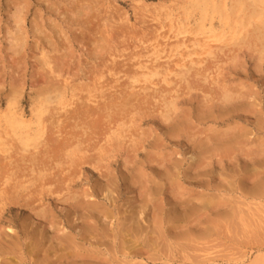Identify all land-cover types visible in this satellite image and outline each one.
I'll return each instance as SVG.
<instances>
[{"label": "bare ground", "instance_id": "6f19581e", "mask_svg": "<svg viewBox=\"0 0 264 264\" xmlns=\"http://www.w3.org/2000/svg\"><path fill=\"white\" fill-rule=\"evenodd\" d=\"M140 1L142 2V0ZM22 3L19 7L22 6ZM166 4H168V1L165 3L161 1L160 5H154L152 7V12L147 9L148 6H143L144 10L141 11L150 14L148 19L156 23V25H154L155 28L149 30L147 35L144 34L145 31H141L143 33L138 35L136 39L137 43L131 47L132 51L130 48H126L125 50H121V52L118 53L119 55L117 54L118 58H123L124 61L126 59L131 63L130 66L128 63L126 64V62L124 63L125 66L128 65L127 67L130 68L127 70H118L123 65L120 63L122 61L120 59H115L117 57L116 54H110L112 59H115L116 62H120L117 63L112 70H109V74L107 72L108 77H114L118 74L122 75L121 78L117 77V79L111 80L109 83L115 85L113 88H115L117 95L120 94L123 98L126 97L127 99L125 100H128L129 97L131 99L127 102H122V99L121 105L112 104L114 106L110 109H112L111 111L114 116L112 115V119L104 123L107 126L106 131L103 134L100 133L101 136L97 138V141L95 140L96 143H93V145L91 144L92 146L88 145L85 141H80L79 139L74 140L76 135L74 138L71 135L70 137L68 136L69 138L66 137L65 133H61L62 130L59 124L61 121L60 118L63 115H67L70 109L77 110L76 107L79 104H93L96 105L97 108L103 106L100 104L102 102H97L100 96L96 97L88 93L85 99L84 97H82L83 99L78 97L76 93H74V90H76L73 88L74 86H72L68 78L61 75L59 68L56 66L57 64L50 61L51 59L48 58L47 52H44V48V50L42 49V51H40L42 60L40 65L46 67L47 76H50L49 79L52 78V80H50V84H52L50 86L47 85V88H45V86V90L41 89L42 91L36 92L34 96L29 97L30 105L28 111L22 105L23 89L21 86H16V84H20L17 82L21 79H18L16 83L13 82L15 85H12L15 87L12 86L3 99L0 96V155L1 158L8 161V164L5 163L6 165L1 164L0 166V264H109L112 259L109 261V259H106V255L110 256V252L113 254V259H116L119 264H146L143 259L145 256H149L148 252L152 251L150 248L153 249L155 253L152 254L154 258L149 257L150 262L167 259L166 254L162 256L163 259H160L161 257L158 258L161 256L160 254H162L161 250L163 248L160 243V246L158 245V242L157 245L159 248L157 245L156 248L154 247L155 242H153V236L156 234L158 238H161L159 241H161V243L163 241V245H165L163 247L167 248L166 250L163 249V251H167V253L169 252L168 254L172 255V249L174 248H172V246L175 245H172V243L174 241L182 239L185 240L183 241L184 244V242L190 241L188 240L192 237L190 233L195 238L203 234L206 235V238L211 233L215 235V232L218 231L216 229L219 227L222 228L220 225H222L221 223L223 222H226V226L237 227L239 231H248L255 228L260 230L263 229L264 231V212H261V209H259L261 206L257 207L255 204L256 202H253L255 201L253 198L261 196L260 194L262 193L264 195V142L260 140L261 143H254L255 148L253 151V148L250 147L252 148L250 149V156L252 155L251 160H254L253 156H256L259 161L257 163L252 160L256 163L250 166L248 165V177L242 176L243 178L240 179V181L239 179L236 180L239 181L238 185H241V187L242 184H245L244 188L247 186V197L250 199L251 196L254 204L245 203L247 201H244V199V203L241 199H236L233 201L242 202L239 206L245 209L242 208L244 209L242 210L240 207H237L233 210L231 208L232 211L229 212L226 211V209L224 210L223 207H220V204L216 205L217 207L215 206L213 202H215V199L218 200L215 196L210 200L207 199L204 201H202L201 198L196 202L198 203L200 201L199 204H193V202L191 204L192 199L187 201V198H189V196L187 197V194H185L187 191L178 184L177 181H173V179H178L177 177L179 174L170 172L179 170V162L176 161L171 154L163 158L162 154L164 155V153L162 151L164 149L161 150L160 145L156 144L162 141L159 140L160 142H154L144 139L147 133L145 134V132H143L141 125L143 118L154 114L164 125L163 135H167L171 138H179L180 135H182L181 137L185 138L184 140H186L185 142L187 143L185 155L189 156L188 160L190 162H188V165L194 172L212 166L209 154L219 156V152L222 150L229 149L233 151L244 145L247 146V139L252 136V132L249 134L247 132L251 130L245 131V129L240 127V124L238 126L236 122H233V119H231L232 115L235 113L237 114V112L244 113L245 111L246 113L248 109L245 106L246 102L245 104L239 102L243 100L245 96L236 89L232 90V87V89H230L228 87L229 85L227 86L228 83L226 84L224 81L226 77L224 76L225 78L223 79L224 68L222 65L224 66L225 63L232 64L238 61V57L234 53V51L236 52L234 47L238 49L253 46L257 52L258 62H264V0H169V4ZM143 17L145 18V16ZM119 20L120 22H129L126 15H124V17H119ZM23 21L24 20L20 17L16 16L15 24H13L16 25L17 33L21 32ZM8 40L10 49H13L12 53L17 54L22 51L24 46L22 35L16 34L10 36ZM127 50L130 51L127 52ZM126 52L128 54H126ZM65 55L66 57L68 56L67 53ZM223 57L225 58L224 62L222 61ZM102 58L101 56V59ZM61 64L62 63H60V65ZM103 64L102 66H104ZM111 64H113V62ZM118 64L121 67H118ZM98 65L100 64L98 63ZM102 66L98 67L102 68ZM108 68L110 69V67ZM105 71L106 70H104V72ZM103 75H105V73ZM122 78L124 80L123 84L120 83V79ZM190 79L200 82V87L203 88L204 86L208 88L206 91L202 90L203 103L204 106L206 105L205 108H212L215 104H218L216 108L220 109L219 112L221 111L219 114L221 118V128H218L219 126L216 125L217 122L214 120L215 123H213V126L216 125L214 126L215 128L212 126L206 128L205 126V130H203L204 127H200L196 119L192 121L189 116L186 117L180 113L181 110L178 100L180 98L179 92L182 91V84L187 88L186 94L194 90L192 89L193 85L190 83ZM92 80L90 79V82ZM108 81H110V79H108ZM93 82L94 81H92V83ZM95 83L96 80L94 84ZM117 83H119V86L116 85ZM109 86L111 88V85ZM105 87H107V85ZM118 87L119 89H117ZM179 88L181 89L179 90ZM100 89L103 90L104 87ZM95 90L97 91V89ZM102 97L103 96H101V98ZM138 97L142 98L140 100L141 102L136 99ZM105 104L104 108L107 107L106 109L109 110L108 105ZM248 104L249 103L246 105ZM144 105L148 108H145ZM210 105L212 106L210 107ZM149 110L152 111L148 113ZM210 112L211 111L208 113ZM247 113H249L248 110ZM70 115L69 113V116ZM105 117L110 118L111 115L107 114ZM212 119L214 118L212 117ZM202 120L200 119V121ZM216 120H218V118ZM61 122H64V120ZM49 126L51 127L49 128ZM224 126L226 128L222 130ZM65 128H67V126ZM258 131H261V129H258ZM210 133L212 135H210ZM245 133L248 134L247 139L244 138ZM61 135L65 136L66 139L65 137H61ZM50 136L55 137L51 138ZM88 136L89 135H87V137ZM62 138L64 139L61 140ZM155 138L156 137H154V140ZM162 140L164 141V139ZM51 144L56 146L53 147ZM56 149L61 154L56 157L49 156L51 152L52 155L56 154L54 152ZM123 150H125L127 154V159L125 158L126 161L124 163L125 170H129L128 172L130 173L129 176L128 174L122 175L123 187L125 190L128 187L136 188L134 191H129L130 194H136L132 197V202L129 205L131 212L128 216L126 214L125 219H123L124 217L119 213L116 214L120 215L122 219L105 208L98 209L100 205L97 203L98 207H96V202L84 201V198L82 199L83 196L85 198H91L93 195H91V193L79 195L73 190L74 186H72L74 178L76 177V179H79L84 171L83 167L88 166L91 171L97 173L96 175H98V177H101L98 188L102 196L110 200L112 196L114 197V193H116L115 188L119 184H117V178L110 174L112 171H110L111 165L109 161L112 159L114 160L116 154H120ZM225 152L227 154V151ZM140 153H143V156H141L142 158H140ZM240 153L242 154V152ZM159 154H161L162 157L159 156ZM46 155L52 158L53 164L61 160L62 167L60 166L61 164L59 165V161L57 164L53 165V167L57 165L56 169L58 171L60 170L59 175L64 174L63 177L61 176L62 179L60 177V179L55 177L57 174L53 173V167L50 168L45 165L48 161L50 163L52 162L50 159L46 163L44 162L45 157L48 159ZM14 157H19L18 159H20L21 162L23 161L25 165L22 166L20 163L19 165L17 163L19 161H14ZM17 158L15 160H17ZM168 158L172 161L170 162L171 164L169 163V168L164 167V169L161 170L156 167L157 165L158 167L160 165L164 166V163L167 162L165 159ZM230 160L232 161V159ZM222 162L221 159L218 161L221 165L223 164ZM50 165H52V163ZM155 169L157 171H155ZM148 171H152L156 176H159L157 178H160L158 181L160 180L161 182L153 180L151 182L147 173ZM181 171L183 172V170ZM192 171H190V173ZM260 173L263 175L260 176ZM181 175H183V173ZM191 176L192 175L189 177ZM193 176L190 178L191 181ZM258 180L260 181L257 182ZM166 181L169 182V187H173V192L175 193L173 194L174 196L170 194V198L173 200L167 203V212L164 210L165 205H156L157 195L160 194L159 197H161L160 190L163 188ZM209 184L211 186V183ZM248 185H250V188L255 186L256 188L249 191ZM189 187H191V185ZM204 187L203 185V188ZM219 188L222 190L224 189L222 185L221 187L219 186ZM170 192L173 193L172 191ZM219 194V196H221L222 193ZM258 194L259 196H257ZM242 195H244V193L241 194V196ZM192 196L194 195L192 194ZM49 197L55 198L57 202L62 205L63 210H67L65 213H67V218L71 222V227H68L69 231H66L61 221L55 222L54 216L49 210ZM231 205H233V203H231ZM12 206H19L20 208L17 207L18 210L23 208V211L25 213L27 211L28 213L26 219L20 220L22 224L19 228L16 227L12 221H6L7 225L3 227L4 214L8 209H11ZM229 207L230 206H228V208ZM142 216H144V218ZM75 218L76 220H74ZM204 221H206L208 225L204 226ZM49 228H52V230L49 231ZM147 229L149 230L147 231ZM208 230L209 232L211 231V233L207 235ZM212 230H215V232ZM218 233H216V235H218ZM205 235L203 236L205 237ZM105 239L109 240L111 251L105 249V251L102 252L99 249L103 246V241ZM151 242L153 243L152 245H150ZM208 243H211V241ZM184 245L186 246V244ZM160 247L162 249H160ZM182 247L177 246L178 250L176 251H179V249L183 251L184 248ZM192 247L190 246L189 249ZM195 247L197 248L196 245H194V248ZM200 251L202 252V258H199L200 261L198 263H194L195 260L193 261L192 258L190 261L193 264H251L248 262V259L247 261H239L236 260V258L232 259V261H228V263L223 261L220 262L221 259L217 261L211 256L208 257L210 255L208 253L209 251H206L204 247ZM260 251L264 254V249L259 250V252ZM194 252H191V254ZM183 253L185 252L183 251ZM186 255L187 254L184 256ZM155 256L157 258H155ZM121 257L122 259H120ZM243 257L246 258V255ZM186 258H191V256ZM230 258H232V256ZM168 259L171 260L169 257ZM255 259L256 257L250 260L253 262ZM254 262L257 263L256 261ZM114 263L116 264V262ZM165 263L167 264L169 261Z\"/></svg>", "mask_w": 264, "mask_h": 264}, {"label": "rangeland", "instance_id": "374dc122", "mask_svg": "<svg viewBox=\"0 0 264 264\" xmlns=\"http://www.w3.org/2000/svg\"><path fill=\"white\" fill-rule=\"evenodd\" d=\"M161 1H163V3L168 1V4H169V0H142V2L140 0H138V1L137 0H0V96L3 99V97L9 92L8 90L12 86L15 85L14 83H16V81H18V79H21L17 82L20 84H16V86L17 87L21 86L23 89L22 105L28 111L29 105H30V98L29 97L34 96L36 92L45 90V88H47V85L50 86L52 84V83L50 84V80H52V78L49 79L50 76L49 75L47 76L46 67L44 65H40L41 61H42L41 57H40V51H42V49L44 48L45 50L44 49L43 50H44V52H47L46 54H47L48 58L51 59L50 61L52 63L57 64L56 66L59 68L61 75H63V77H65V78H68V80L71 82L72 86H74L73 88L76 89V90H74V93H76V95L78 97H80L81 99H83L82 97H84V99H85V97L88 95V93L91 95H95L96 97L100 96V97H98L97 102H99V103L102 102V103H100L101 105H103V106H100L101 108L100 107L97 108L96 105H93V104H87V103H82V105L79 104L76 107L78 111L76 109H75L76 111L70 109L68 112L71 115L69 116V113L65 116L63 115L60 118V120L61 121L64 120L65 123L60 121V124H59L60 128L62 130V131L60 130L61 133L62 134L65 133L66 137H68V136L70 137V135H71L74 138V136L76 135V137H75L76 139L74 138V140L79 139L80 141H85L86 143H88V145L92 146L93 143H96L97 138H99L101 136V134H103L106 131L107 126L104 123H107V121L111 120L112 117L114 116L113 112L111 111L112 109H110V108H112V106H114V105H121L122 102H127L129 99H131L129 97L128 100H125V99H127L126 97L123 98V96H121L120 94L117 95V93L115 92V88H113L115 85H113L109 82H111V80L117 79V77L121 78L122 74L121 75L118 74L117 76H114V77L113 76L108 77L109 70H112L116 66V64L120 62V61L116 62L115 59L116 60L120 59L123 62V63L120 62L121 65L123 64L122 67L119 66V64H118V67H121V68H119V69L116 68V69H118V70L126 69L127 70L128 68H130L127 66L128 65L130 66L131 63L126 59L124 61L123 58H118V55H119L118 53L121 52V50H123V49L125 50L126 48H130V50L132 51L131 47H132V45H135L137 43L136 39L138 38V35L140 33H143L141 31H145L144 34L147 35L150 29L152 30L153 28H155L154 25H156V23H153L150 21V19H148L150 14L144 13L141 10H144L143 6H148L147 9H149L152 12V9H153L152 7L154 5L155 6L160 5ZM21 3H22V6L19 7V5H21ZM168 4H166V5H168ZM17 6H18V8H17ZM138 6H139V8H138ZM140 7H142V8H140ZM124 15H126V18L129 20V22H125V21L120 22L119 17H124ZM16 16H18L22 20H24L23 24L21 25V28H22L21 32H19V33H17L16 25H14ZM143 16H145V18ZM37 26H38V28H37ZM16 34L22 35V37L24 39V46H23L22 51H20V53L14 54V53H12L13 49L12 50L10 49V44L8 42L9 41L8 39L10 38V36H13ZM101 42H103V43H101ZM62 48L65 50H63ZM234 49L236 50V52L234 51V53L237 55L238 61H236V63L235 62H233L232 64L231 63H228V64L225 63L224 66L222 65V67L224 68L223 79L226 77V79H224V81L226 82V84L228 83L227 86L229 85L228 87L230 89H232V88H233L232 90L236 89L237 91H239V93L244 94V96H245V98L243 99L244 101L240 100L239 102H243L244 104H245V102H246V104L249 103L248 104L249 106L245 104L246 108H248L247 110L249 111V113H247V110H246V113L249 114L252 118L249 115H247L245 113V111H244V113L243 112H240V113L237 112V114L235 113L231 117V119H233V122L235 121L238 126L240 124V127L245 129V131L251 130L250 132H247L248 134L252 132V134H251L252 136L249 137L250 139L249 138L247 139V137H248L247 133H245V135H244V138L247 139V142H246L247 146L244 145L245 147L244 146L240 147V148L237 147L238 149H235L233 151L229 150V149L228 150H222V151L220 150L221 152H219V156L209 154L211 161H212V166H210L209 168H206V169L196 170L194 172V170L192 171V169L189 168V165H188V162H190L188 160L189 156L185 155L186 150H187V148H186L187 143L185 142L186 140H184L185 138L181 137L182 135H180L179 138H176V137L171 138L167 135L166 136L163 135L164 134V130H163L164 125H163V123H161L160 119L156 118V116H154V114H152V113H151L152 114L151 116L149 115V116L143 118L141 125H142L143 132H145V134L147 133L145 135L144 139H148L147 141H154V142L162 141V142L156 143V144L160 145L161 150L164 149L162 151L164 153V155L162 154L163 158L165 156L167 157L168 154H171V156L173 155L174 157L173 156L172 157L174 159H176V161L179 162V166H178L179 170L178 171L173 170L170 172L173 174H179V176L177 177L178 179H173V181H177L178 184H180L187 191L185 193V194H187L186 195L187 197L189 196V198H187V201H190L192 199L191 204H192V202H193V204L196 203L197 200H199L201 198H202L201 200L204 201L207 199L210 200L211 198H213V196H215V198L217 197L219 202H220L219 203L218 200L215 199L214 200L215 202H213V203H215V206L220 204L219 205L220 207H223L224 210L226 209V211L230 212V211H232L231 208L233 210L237 207H240L241 209L244 208L242 206H239V204L241 205L242 202H240V201L235 202L233 200H236V199L240 200L241 199L243 201V199H244V201H247L245 203H251L252 204L253 202H256L255 204L257 205V207L261 206V208L259 207V209H261V212L262 211L264 212V195H263V193L260 194L262 197L259 196V194L257 195L261 199L259 197L255 196L257 198H253L255 201L252 202L253 199L251 198V196H250V199H249V197H247L248 196V193H246V191L248 192V190H246L247 186L244 188L245 184H242V187H243L242 188L241 185H238L239 184L238 182L240 181V179L243 178L242 176L248 175V172H249V170H247L248 165L250 166L252 164H255L256 162L258 163V161H259L256 158V156L255 157L253 156L254 160L252 159L253 161H256V162H253L251 160L252 155L250 156V154H251L250 149L253 148L252 149V151H253L255 148V144H257L258 142L259 143L264 142V139H263L264 138V127H263L264 126V62L263 63L258 62L257 52L255 51L253 46L248 47V48L244 47V48H238V49H237V47H234ZM130 50H127V52H129ZM232 50H233V48H232ZM64 51H65V53H64ZM108 52H109V54H108ZM127 52H126V54H128ZM66 53L68 55L67 57L65 55ZM110 54H116L117 57L115 59H112L110 57ZM226 55H227V53H226ZM101 56L103 57L102 59H101ZM109 59H110V61H109ZM222 59H223L222 61L224 62L225 58L223 57ZM38 60H39V63H38ZM105 60H107V61H105ZM112 62H113V64H111ZM125 62H126V64L128 63V65L125 66V64H124ZM60 63H62V64L60 65ZM98 63L100 65H98ZM102 64L105 67L102 66ZM98 66H102V68L98 67ZM103 67H104V69H103ZM108 67H110V69ZM98 68H101V69H98ZM107 69H108V71H107ZM104 70H106V71L104 72ZM107 72H108V74H107ZM43 73L45 74V76ZM104 73H105V75H103ZM106 74H107V76H106ZM45 78H47V79H45ZM85 78H88L89 80L85 79ZM97 78H100V79H97ZM42 79H44V80H42ZM48 79H49V81H48ZM90 79L91 80L93 79L92 81H94V82L96 80V83L94 84V82L93 83H92V81L90 82ZM108 79H110V81H108ZM53 80H55V79H53ZM103 80H104V82H103ZM42 81H44L45 83ZM190 81H191L190 83H192V85H193L192 89H194L195 91L193 90V92L190 91L189 94H186L187 88H185L186 86L184 84H182L183 87H181L182 91L179 92L180 98L178 100L179 108L181 110L180 113L182 115H185L186 117L189 116L192 121L194 119H196V121H198L197 123L200 124V127L201 126H202V128L204 127L203 130H205V126H206V128H208L210 126L215 128L214 126L217 125V126H219L218 128H221V123H220L221 118L219 117V114L221 113V111L219 112L220 109L216 108V107H218V104H215L214 107H212V108H207V107L205 108L206 105L204 106V103H203L204 100L202 97V90L206 91L208 88H206L204 86H203V88L200 87L201 86L200 82H196V80L194 81V80L190 79ZM53 82H55V81H53ZM123 82H124L123 78L120 79V83L123 84ZM194 82H196V83H194ZM229 82H230V84H229ZM97 83L99 86L97 85ZM12 84H14V85H12ZM108 84L111 85V88ZM92 85H94L95 87ZM106 85H107V87H105ZM116 85L119 86V83H117ZM100 86L104 87L105 90L104 89L101 90ZM205 86H207V85H205ZM181 88H179V90ZM95 89H97L98 92ZM117 89H119V87ZM111 91H113V92H111ZM182 92L184 93V95ZM118 93H119V91H118ZM101 96H103V97L101 98ZM118 97H119V99H118ZM122 99H123V101H122ZM136 99H138L140 101L142 98L138 97ZM104 104L108 105L109 110L106 109L107 107L104 108L105 107ZM112 104H114V105H112ZM211 106L212 105H210V107ZM144 107L148 108L146 105H144ZM199 108H201V109H199ZM106 110H107V112H106ZM199 110H201V111H199ZM216 110L218 111V113ZM151 111L152 110H149L148 113ZM209 111H211V112L208 113ZM84 112L85 113L88 112V113L85 114ZM197 112H198V114H197ZM107 114L108 115L110 114L111 117L106 118L105 116H107ZM89 115H90V117H89ZM235 115H236V117H235ZM254 116H255V118H254ZM212 117L214 119H212ZM99 118H101L102 120L105 119V120H103L104 122ZM198 118H199V120H198ZM217 118H218V120H216ZM200 119L201 120L204 119V120L200 121ZM78 120H81V121H78ZM208 120L210 121V123ZM214 120L217 123H216V125L213 126V123H215ZM211 121H213V122H211ZM81 124H83V125H81ZM66 126H67V128H65ZM233 126H234V124H233ZM50 127L51 126H49V128ZM94 127L96 128V130ZM225 128L226 127L224 126L222 128V130H225ZM84 129H85V131H84ZM258 129L259 130L261 129L262 132L258 131ZM50 131H51V129H50ZM52 131H53V129H52ZM148 132L150 135L148 134ZM84 133H87V134H84ZM49 134H50V132H49ZM80 134H82V135H80ZM208 134H209V132H208ZM87 135H89V136L87 137ZM210 135H212V134L210 133ZM65 136L61 135V137H65ZM50 137L54 138L55 136L54 137L50 136ZM66 137H65V139H66ZM154 137H156L155 140H154ZM161 138L164 139V141ZM59 139H60V137H59ZM63 139L64 138H62L61 140H63ZM257 139H259V140H257ZM61 140H59V141H61ZM260 140H261V142H260ZM51 145H53V147L56 146L54 144H51ZM250 147H252V148H250ZM56 150L54 151L56 154L52 155V152H51L49 156L56 157V156L61 154V153H59L58 150L57 151ZM125 150H123L120 154L118 153V155L116 154L114 160L112 159L113 161L112 160L109 161V163L111 165L110 171H112V172H110V174L113 175L115 178H117V182H118L117 184H119L115 188L116 193H114V197L112 196V198L110 200L105 199V197L102 196V194L100 193V190L98 188L101 177H98V175H96L97 173L91 171V169L88 166L83 167L84 171L82 172L81 177L79 179L78 178L76 179V177H75L74 183L72 184V186H74L73 190L76 193H78L79 195H83L84 193H87V194L91 193V195H93L91 198H85L83 196L82 199L84 198L83 199L84 201L96 202V207H98L97 203L101 206V207L99 206L98 209H104L105 208L108 211H112V213H114V214L119 213L122 217H124L123 219L126 218V214H127V216L130 214L131 209L129 208V205L132 202V200H131L132 197H134L136 194V193L130 194V192H129V191L136 190V188L128 187L125 190L123 187L124 186L123 181H122L123 176L126 174H128V176L130 175V173L128 172L129 170L128 171L125 170L124 163L126 161L125 158L127 159V154H126ZM225 151H227V154ZM240 152H242L243 155ZM222 153L224 156L222 155ZM141 156H143V153H140V158H142ZM159 156H161V154H159ZM247 156H250V157H247ZM120 157H121V159H120ZM228 157L230 159H232V161ZM245 157H247V158H245ZM16 158L17 157H14V161H19L17 163L22 164V166L25 165L23 161L21 162L20 159H18L19 157L17 158V160H15ZM219 158L223 161L222 162L224 164V165L222 164L223 166L218 163V161L220 160ZM49 159H50V161H52L51 162L52 165H50L51 163L48 161ZM178 159H180V160H178ZM45 160H44L45 163L48 161V163L45 165L49 166L50 168H52L53 165L57 164L58 161H59V165L61 164V162H60L61 160L54 162V164H53L52 158L48 157V159H47L45 157ZM165 161H167V162L164 163V166L160 165L158 167V165H157L156 167L158 169H161V170L164 169V167L169 168L168 166L171 164L170 162H172V161H170L169 158L165 159ZM180 161H181V164H180ZM0 162H1L0 166H1V164H3V165L8 164V161L4 160V158H1V155H0ZM228 162H230V163H228ZM239 162H240V164H239ZM245 163L247 164V166ZM242 164H243V166H242ZM60 166L62 167V164ZM186 167H188V168H186ZM53 168H54V170H53ZM53 168H52V171H54L53 173L57 174L55 177H57V178L60 177L62 179L64 174L59 175L60 170L58 171L56 169L57 165L54 166ZM245 168H246V170H245ZM156 169H155V171L158 170V169L157 170ZM181 170H183V172ZM236 170L237 171L239 170V171L237 172ZM186 171H187V173H186ZM190 171H192V172L190 173ZM230 171H231V173H230ZM260 172H262V171H260ZM147 173L149 175L151 182H152V180L158 181V179H160V178H157L159 176H156V174L154 172L152 173V171H148ZM180 173L181 174L183 173V175H181ZM218 173H219V175H218ZM244 173H246V174H244ZM190 175H192V176L194 175L193 178L194 179L196 178V179L194 180L192 178V181H191L190 178L192 176L189 177ZM240 175H241V178H240ZM262 175L263 174L260 173V176H262ZM116 176H118V177H116ZM152 176H153V178H152ZM247 177H246V179H247ZM182 178L184 179V181ZM220 178L223 180H221ZM232 178H234V179H232ZM237 179H239V181H236ZM193 180H194V182H193ZM259 181L260 180H258L257 182H259ZM158 182H161V181L159 180ZM248 182L249 181L247 180V183ZM209 183H211L212 187L210 186ZM230 183H232V184H230ZM213 184H215V185L217 184V185L215 186ZM190 185H191V187H189ZM203 185L205 186L204 188H203ZM221 185L224 188L223 190L221 188H219V186L221 187ZM164 186L160 190L161 197H159L160 194L157 195L156 205H158V204L159 205H165L164 210H166V208H168L167 203H169L171 200H173L170 198L171 197L170 194L173 195L175 193L173 192V187H169L170 186L169 182L166 181ZM249 186L250 185H248L249 191L251 189L254 190L256 188V186L252 187V188H250ZM169 190L172 191L173 193H171ZM238 190H240V191H238ZM241 191H242V193H241ZM239 192H240V195H239ZM212 193H213V195H212ZM219 193H222L221 196H219L220 195ZM243 193H244L245 197H244V195L241 196V194H243ZM192 194L194 196H192ZM204 194H205V196H204ZM200 195H202V196H200ZM225 195H227L228 197L230 196V197L228 198ZM48 201L50 204L49 210H50V213L54 216L55 222L61 221L62 225L65 226L66 231L67 230L69 231L68 227H71V222L67 218V213H65V212H67V210H63L62 205L59 202H57V200L53 197H49ZM231 201H233V202H231ZM244 201H243V203H244ZM258 201H260V202H258ZM164 202H165V204H164ZM199 202L196 204H199ZM257 202H258V204H257ZM231 203H233V205H231ZM109 204H111V205H109ZM117 206H118V208H117ZM228 206H230V207L228 208ZM17 207L20 208L19 206H12L11 209H8L7 212L4 214V222H3L4 225H3V227H6L5 225H7L6 221H12L16 227H18V228L21 227V224H22L21 221H22V219H26L28 217V213H27V211L25 213L23 211V208L18 210ZM262 208H263V210H262ZM124 209H125V211H124ZM244 209H242V210H244ZM167 211H168V209L165 212H167ZM120 215H117V216H119V218L122 219V217ZM142 217L144 218V216H142ZM74 220H76V218ZM221 224L223 226L220 225L222 228H220L218 226L219 228L216 229L218 231L215 232V230L214 231L212 230L213 232H215V235H214V233H211V231L209 232V230H208L207 235L210 233L211 234L207 238H206L205 234H203V235H205V237L202 235L203 237L200 236L198 238H195L190 233V236H192V237H190L188 239L190 241H186V243L184 242V244H186V246L183 244V241H185V240L181 239V240L174 241L176 243L173 242L172 245L175 244L176 246L175 245L172 246V248L174 247L173 249L175 250L174 251L172 249V252H173L172 255L173 256L168 254L169 252L167 253V251H163V249L166 250L167 248L163 247V246H165V245H163V241L161 243V241H159V240H161V238H158V236L156 234L155 236H153V242L156 243V244L154 243V247L156 248V245L158 242V245L160 246V244H161L162 248H163L162 249L160 247V249H162L161 250L162 254H160L161 256H159L158 258L161 257L160 259H163L162 256H165L164 254H166L167 259H163L164 261L163 260L162 261L161 260H157V261L155 260V262H150L149 257H153L154 255H152V254H155L153 252V249L150 248V250H152V251L148 252L149 256L148 255H147V257L145 256L143 260L146 264H166L165 262H168V261H169V263H167V264H189V262L191 264L192 262L190 260L193 258L192 260L193 261L195 260L194 263H198L200 261L199 258H202V252L200 250L203 249V247H204L206 251H209L208 253L210 255L208 257L211 256L213 259L215 258L217 261L219 259H221L220 262L223 261V262L228 263V261H232V259L236 258V260H239V261H241V260L247 261V259H248L249 260L248 262H250L251 264H253L254 261L257 262V263L254 262V264H264V259H263L264 254L261 251L259 252V250L264 249V231H263V229L260 230V229L255 228L253 230L250 229L248 231H242V230L239 231V230H237V227L226 226V222H223ZM205 225H208V223L206 221H204V226ZM16 227H15V229H16ZM51 230H52V228H49V231H51ZM148 230L149 229H147V231ZM216 233H218V235H216ZM212 235H213V237H212ZM194 236H197V235H194ZM209 238H210V240H209ZM202 239H204V240H202ZM105 241H107V242H105ZM200 241L202 243H205V244H202ZM210 241H211V243H208ZM152 244L153 243L151 242L150 245H152ZM178 244H180V245L182 244V245L180 246ZM197 244H199V245H197ZM201 244H202V248H201ZM158 245H157V247L159 248ZM183 245L185 246V248ZM194 245H196L197 248L196 247L194 248ZM177 246L178 247L183 246L182 248H184L183 251L185 253H183V251H181L182 249L181 250L179 249V251H176V250H178ZM190 246L191 247L193 246V247L191 249H189ZM99 249L102 252L105 251V249H108L109 251H111L109 240L105 239L103 241V246L100 247ZM191 252H194V253L191 254ZM185 254H187V255L184 256ZM245 255H246V258L243 257ZM116 256H118V255H116ZM190 256H191V258H186V257H190ZM231 256H232V258H230ZM168 257L171 260H169ZM254 257H256V259L252 262L251 260L254 259ZM155 258H157V257L155 256ZM106 259H109V261L111 259L113 260V261L111 260L109 264H115L114 262H116V264H119L116 259L115 260L113 259V254L111 252H110V256L106 255ZM120 259H122V257ZM160 261L163 263H161ZM185 261H187V262H185Z\"/></svg>", "mask_w": 264, "mask_h": 264}]
</instances>
